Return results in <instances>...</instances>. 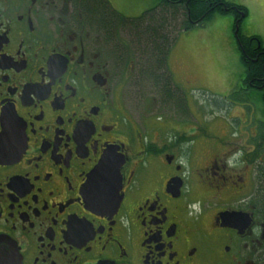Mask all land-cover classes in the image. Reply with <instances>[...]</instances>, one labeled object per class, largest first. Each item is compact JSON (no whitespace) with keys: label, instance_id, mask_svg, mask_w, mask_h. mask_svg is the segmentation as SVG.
Segmentation results:
<instances>
[{"label":"flooded vegetation","instance_id":"flooded-vegetation-1","mask_svg":"<svg viewBox=\"0 0 264 264\" xmlns=\"http://www.w3.org/2000/svg\"><path fill=\"white\" fill-rule=\"evenodd\" d=\"M82 2L0 0V264H264V126L209 135Z\"/></svg>","mask_w":264,"mask_h":264},{"label":"rangeland","instance_id":"rangeland-1","mask_svg":"<svg viewBox=\"0 0 264 264\" xmlns=\"http://www.w3.org/2000/svg\"><path fill=\"white\" fill-rule=\"evenodd\" d=\"M108 1L115 11L136 19L162 0ZM227 1L248 11L240 29L242 36H258L264 46V0ZM234 18L232 14H215L203 26L182 33L169 54L168 66L174 82L209 135H216L221 123L231 132L241 128L242 123L233 116H243L242 111L234 107H242L247 112V124L253 129L259 124L264 126L263 94L255 89L242 90L245 70L233 31Z\"/></svg>","mask_w":264,"mask_h":264},{"label":"trees","instance_id":"trees-1","mask_svg":"<svg viewBox=\"0 0 264 264\" xmlns=\"http://www.w3.org/2000/svg\"><path fill=\"white\" fill-rule=\"evenodd\" d=\"M82 1L84 15L101 27L105 36L110 40H116L117 36L120 41L123 38L134 54L142 56L141 60L148 63L151 75L163 80L166 88L173 92L178 87L174 86L168 66L169 54L182 33L203 26L215 14H234L237 20L248 14L247 9L227 0H162L157 7L133 19L115 11L108 0ZM236 36L250 83L255 87L263 86L264 48L259 44V38L245 39L240 31Z\"/></svg>","mask_w":264,"mask_h":264},{"label":"water","instance_id":"water-1","mask_svg":"<svg viewBox=\"0 0 264 264\" xmlns=\"http://www.w3.org/2000/svg\"><path fill=\"white\" fill-rule=\"evenodd\" d=\"M110 153H107L103 158H102V161L100 162L99 164V169H98V172H101L102 170H105L107 169L108 167H110V162L112 161V159L114 160V165H115V168H119L120 165H118L116 163L117 159L116 158H111L110 157ZM109 163V164H108ZM120 180H118L116 183L115 182H109L107 184V186H116L118 187L117 189H114L115 191L114 192H105V193H111L112 195L110 196H105L104 192H103V195L102 197L103 198H98V199H88V205L90 207H95V206H98V207H103L104 206H109V204L113 203L114 200L118 199V201H120V198L121 197H118V196H115L118 194L119 190H120ZM115 194V195H114ZM223 218L225 219V216L223 215ZM6 264H21V261H18V257L15 255L14 253V250L12 249V247L10 246V249H9V253H6Z\"/></svg>","mask_w":264,"mask_h":264}]
</instances>
